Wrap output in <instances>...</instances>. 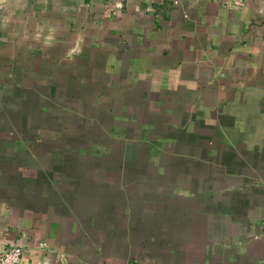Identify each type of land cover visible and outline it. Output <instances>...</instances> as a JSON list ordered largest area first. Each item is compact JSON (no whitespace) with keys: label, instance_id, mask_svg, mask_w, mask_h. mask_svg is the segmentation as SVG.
<instances>
[{"label":"crops","instance_id":"obj_1","mask_svg":"<svg viewBox=\"0 0 264 264\" xmlns=\"http://www.w3.org/2000/svg\"><path fill=\"white\" fill-rule=\"evenodd\" d=\"M23 264H264V0H0V250Z\"/></svg>","mask_w":264,"mask_h":264},{"label":"built area","instance_id":"obj_2","mask_svg":"<svg viewBox=\"0 0 264 264\" xmlns=\"http://www.w3.org/2000/svg\"><path fill=\"white\" fill-rule=\"evenodd\" d=\"M23 251L18 246L0 250V264H23ZM129 264H138L136 262Z\"/></svg>","mask_w":264,"mask_h":264}]
</instances>
